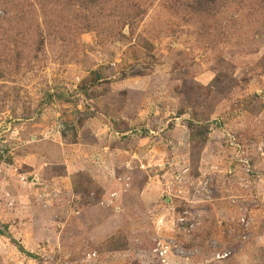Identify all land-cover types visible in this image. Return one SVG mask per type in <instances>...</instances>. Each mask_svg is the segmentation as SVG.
Segmentation results:
<instances>
[{
	"label": "rangeland",
	"instance_id": "1",
	"mask_svg": "<svg viewBox=\"0 0 264 264\" xmlns=\"http://www.w3.org/2000/svg\"><path fill=\"white\" fill-rule=\"evenodd\" d=\"M0 264H264V0H0Z\"/></svg>",
	"mask_w": 264,
	"mask_h": 264
}]
</instances>
